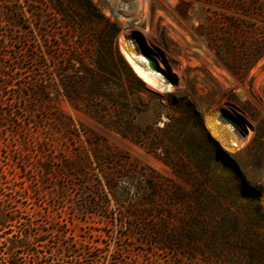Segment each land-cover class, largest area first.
Listing matches in <instances>:
<instances>
[{
    "label": "rangeland",
    "instance_id": "374dc122",
    "mask_svg": "<svg viewBox=\"0 0 264 264\" xmlns=\"http://www.w3.org/2000/svg\"><path fill=\"white\" fill-rule=\"evenodd\" d=\"M28 2L35 10L31 18L23 11L24 0L0 1V264L6 240L23 230L41 233L40 250L69 245L98 257L96 264H204L159 246L150 227L167 222L163 214L170 215L169 210L150 206L144 215L135 202L134 208L125 210L110 198L106 183L114 178L121 186L119 172L127 168L153 175L173 189H190L165 165L169 159L165 148L156 146L159 130L168 121L166 114L176 110L171 99L195 106L243 196L264 183V155L247 151L255 128L264 129V58L246 76H235L208 47L207 39L211 24L222 28L229 19L251 26L253 38L259 40L264 35V13H245L242 3L223 0H92L119 26L115 46L122 58L146 79L136 73L146 91L137 95L143 111L134 116L139 129L133 142L109 123L112 114L98 122L63 97L56 98L54 75L51 101L29 97L26 87L31 80L50 76L49 70L23 62L24 46L72 43L43 0ZM136 58L147 60L150 69L132 66ZM221 113L237 125L222 122ZM174 159L187 161L185 156ZM67 164L78 168L66 172Z\"/></svg>",
    "mask_w": 264,
    "mask_h": 264
},
{
    "label": "trees",
    "instance_id": "16d2710c",
    "mask_svg": "<svg viewBox=\"0 0 264 264\" xmlns=\"http://www.w3.org/2000/svg\"><path fill=\"white\" fill-rule=\"evenodd\" d=\"M223 1L242 3L245 13H264V0ZM42 3L72 44L24 46L23 62L30 61L39 70H49L50 76L31 80L26 87L29 97L42 103L51 101L55 89L50 86V80L54 75L58 79L56 98L63 97L75 110L86 112L98 122L104 123L112 114L109 123L120 136L134 142L132 135L139 129L134 116L143 111L137 95L145 92L146 86L115 46L119 26L106 18L92 0H43ZM29 4L24 0L23 11L31 18L35 10ZM225 22L222 28L214 23L209 26L208 47L231 74L246 76L264 58V35L255 40L251 26L229 19ZM170 104L176 110L166 114L168 121L159 130L161 137L156 146L165 148L169 156L165 165L180 174L190 189H173L153 175L122 168L121 186L114 178L106 183L110 198L125 210L137 205L144 215L150 206L169 210L170 215L163 214L167 222L150 227L162 249L185 254L188 260L204 264H264V183L255 185L243 196L241 184L234 172H227L221 150L203 128L195 106L185 99H171ZM55 119L60 125V120ZM147 135L142 132L141 137L147 139ZM247 151L253 156L264 155L263 128H255ZM179 156H185L187 161H175ZM74 168L77 165L67 164L64 170ZM134 180L136 184L132 186ZM129 185L131 189L126 187ZM41 237V233L31 234L27 230L12 235L6 240V256L1 264H96L98 261V257L88 255L90 252L69 245L40 250L38 243L44 241ZM65 253L71 254V258L65 257Z\"/></svg>",
    "mask_w": 264,
    "mask_h": 264
},
{
    "label": "bare ground",
    "instance_id": "6f19581e",
    "mask_svg": "<svg viewBox=\"0 0 264 264\" xmlns=\"http://www.w3.org/2000/svg\"><path fill=\"white\" fill-rule=\"evenodd\" d=\"M126 55L125 56H127V58H129V56H128V54L127 53H125ZM131 58V57H130ZM135 63H138V64H141V65H143L144 67L146 66L147 67V61L146 60H144L143 58H136V61L135 62H133V61H131V65L133 66V64H135ZM134 71H135V73H137L142 79H144V76L142 75L143 73H140V71L141 70H139L137 67H134ZM153 74V73H152ZM155 75V74H154ZM145 81H146V79H144Z\"/></svg>",
    "mask_w": 264,
    "mask_h": 264
},
{
    "label": "water",
    "instance_id": "95a60500",
    "mask_svg": "<svg viewBox=\"0 0 264 264\" xmlns=\"http://www.w3.org/2000/svg\"><path fill=\"white\" fill-rule=\"evenodd\" d=\"M147 61V60H146ZM147 68L150 69V65L149 62L147 61ZM221 121L226 123L227 125L233 127L235 125H237V121H235L234 119H232L231 117H229L227 114L225 113H221Z\"/></svg>",
    "mask_w": 264,
    "mask_h": 264
}]
</instances>
